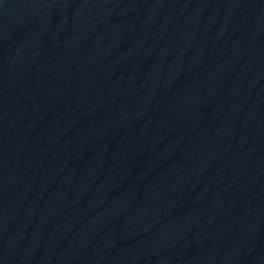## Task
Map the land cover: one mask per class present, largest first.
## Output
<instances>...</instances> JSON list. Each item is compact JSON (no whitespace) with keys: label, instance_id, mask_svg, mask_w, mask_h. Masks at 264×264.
<instances>
[{"label":"water","instance_id":"1","mask_svg":"<svg viewBox=\"0 0 264 264\" xmlns=\"http://www.w3.org/2000/svg\"><path fill=\"white\" fill-rule=\"evenodd\" d=\"M0 264H264V0H0Z\"/></svg>","mask_w":264,"mask_h":264}]
</instances>
